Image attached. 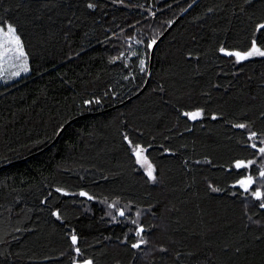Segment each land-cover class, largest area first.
<instances>
[{
    "label": "trees",
    "instance_id": "obj_1",
    "mask_svg": "<svg viewBox=\"0 0 264 264\" xmlns=\"http://www.w3.org/2000/svg\"><path fill=\"white\" fill-rule=\"evenodd\" d=\"M193 1L0 0V264H264V0H198L144 88Z\"/></svg>",
    "mask_w": 264,
    "mask_h": 264
},
{
    "label": "rangeland",
    "instance_id": "obj_2",
    "mask_svg": "<svg viewBox=\"0 0 264 264\" xmlns=\"http://www.w3.org/2000/svg\"><path fill=\"white\" fill-rule=\"evenodd\" d=\"M9 26L11 25L9 24L4 25V26L0 25V29H3L2 31H0V80H4V81H12L17 78H20L28 74L30 70L27 52L16 32V29L13 26L11 27L15 30V33H14L15 37L19 38V45H17L13 35L9 34L8 32ZM252 51H253V48L249 52H252ZM249 52L239 53L241 57H245L239 60H244L252 56L259 55L258 53L247 55ZM21 53H23V55H21ZM25 68L27 69V71L24 70ZM137 161L139 165L143 168L145 173L147 174L149 171L150 164L145 159L144 155L140 152L138 154ZM151 171H152V175H154V170L152 166H151ZM87 264H92V263L91 261H89Z\"/></svg>",
    "mask_w": 264,
    "mask_h": 264
},
{
    "label": "snow or ice",
    "instance_id": "obj_3",
    "mask_svg": "<svg viewBox=\"0 0 264 264\" xmlns=\"http://www.w3.org/2000/svg\"><path fill=\"white\" fill-rule=\"evenodd\" d=\"M260 28L261 29H264V25H261ZM2 30L3 29H0V31H2ZM8 32H9V34H12L13 35V37H14L17 45H19V38L18 37H15V35H14L15 30L11 26H9ZM221 51L223 52L224 49H221ZM254 53H258L259 55L264 56V52L259 51V49L255 48V46L253 47V51L252 52H249L247 55H252ZM227 54H229V55H236L238 59L245 58V57H241L239 53H227ZM21 55H23V53H21ZM24 70L27 71L26 68ZM186 115H188L190 119H196L200 115V113L199 112H196V113H186ZM239 127H244V126L243 125H239ZM260 151L261 152H264V148L260 149ZM137 154H139V152H137ZM236 167L237 168L241 167V164L240 163H237ZM147 174H148L149 178L155 179V177L152 175V171H151V166L150 165H149V171H148ZM261 175H264V173H261ZM248 182L250 183L251 181L249 180ZM244 183H245L244 181H241V184H244ZM81 195H85V193H81ZM257 195H259V194H257ZM262 206H264V205H262ZM121 215H123V213H121ZM137 234L139 235V233H137ZM72 241H73L74 244L76 243V237L75 236L72 237ZM133 247H139V245H133Z\"/></svg>",
    "mask_w": 264,
    "mask_h": 264
},
{
    "label": "water",
    "instance_id": "obj_4",
    "mask_svg": "<svg viewBox=\"0 0 264 264\" xmlns=\"http://www.w3.org/2000/svg\"><path fill=\"white\" fill-rule=\"evenodd\" d=\"M198 0H194L192 3H191V5L190 6H188L178 17H177V19L173 22V24H171L170 26H169V28H167V30L155 41V43L153 44V46H152V48H151V52H150V59H149V68H148V74H147V80H146V83H145V85H144V88L146 87V85L148 84V82H149V79H150V74H151V67H152V62H153V56H154V51H155V48H156V46H157V44L162 40V38L167 34V32L169 31V29L171 28V26L172 25H174L186 12H187V10L191 7V6H193L196 2H197ZM68 125V124H67ZM65 127V126H64ZM64 127L59 131V133H58V135L56 136V139L59 137V135L61 134V132L63 131V129H64ZM56 139H55V141H56ZM54 141V142H55ZM53 142V143H54ZM137 152H140V150L139 149H137L136 151H135V156H136V158H138V154H137Z\"/></svg>",
    "mask_w": 264,
    "mask_h": 264
}]
</instances>
